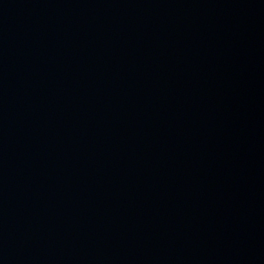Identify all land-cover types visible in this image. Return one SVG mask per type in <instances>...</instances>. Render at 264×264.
<instances>
[{
	"label": "water",
	"instance_id": "obj_1",
	"mask_svg": "<svg viewBox=\"0 0 264 264\" xmlns=\"http://www.w3.org/2000/svg\"><path fill=\"white\" fill-rule=\"evenodd\" d=\"M0 264H264V0H0Z\"/></svg>",
	"mask_w": 264,
	"mask_h": 264
}]
</instances>
